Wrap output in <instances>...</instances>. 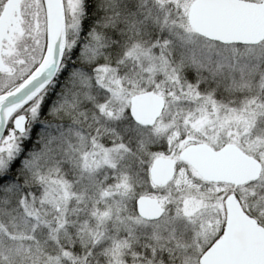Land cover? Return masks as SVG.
Segmentation results:
<instances>
[{
    "label": "snow or ice",
    "instance_id": "snow-or-ice-1",
    "mask_svg": "<svg viewBox=\"0 0 264 264\" xmlns=\"http://www.w3.org/2000/svg\"><path fill=\"white\" fill-rule=\"evenodd\" d=\"M0 264H264V0H0Z\"/></svg>",
    "mask_w": 264,
    "mask_h": 264
}]
</instances>
